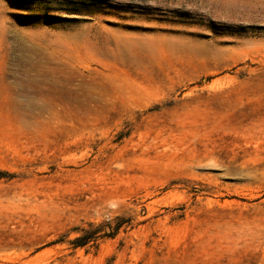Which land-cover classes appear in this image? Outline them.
Returning a JSON list of instances; mask_svg holds the SVG:
<instances>
[{
	"label": "rangeland",
	"instance_id": "1",
	"mask_svg": "<svg viewBox=\"0 0 264 264\" xmlns=\"http://www.w3.org/2000/svg\"><path fill=\"white\" fill-rule=\"evenodd\" d=\"M0 172V264H264V0H0Z\"/></svg>",
	"mask_w": 264,
	"mask_h": 264
},
{
	"label": "trees",
	"instance_id": "2",
	"mask_svg": "<svg viewBox=\"0 0 264 264\" xmlns=\"http://www.w3.org/2000/svg\"><path fill=\"white\" fill-rule=\"evenodd\" d=\"M2 172H0V175ZM90 229L85 230V234L82 236H79L75 238L74 240L71 241V243L74 245V247H80V246H85L89 242L95 239L96 234L98 233V227H93L92 224H90ZM85 229V228H84ZM82 229V230H84ZM63 241V240H60Z\"/></svg>",
	"mask_w": 264,
	"mask_h": 264
}]
</instances>
